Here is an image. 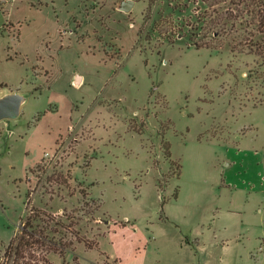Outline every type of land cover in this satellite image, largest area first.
Here are the masks:
<instances>
[{"label": "rangeland", "instance_id": "1", "mask_svg": "<svg viewBox=\"0 0 264 264\" xmlns=\"http://www.w3.org/2000/svg\"><path fill=\"white\" fill-rule=\"evenodd\" d=\"M235 9L0 3V91L27 95L0 120V263L34 206L96 242L51 264H264V62Z\"/></svg>", "mask_w": 264, "mask_h": 264}, {"label": "trees", "instance_id": "2", "mask_svg": "<svg viewBox=\"0 0 264 264\" xmlns=\"http://www.w3.org/2000/svg\"><path fill=\"white\" fill-rule=\"evenodd\" d=\"M202 1L215 3L219 0ZM229 1L235 4L236 12L235 14L231 12L230 16L226 17L229 19L240 17L245 26L242 37V46L246 48L244 50L253 53L258 61L264 62V0ZM234 44H231L232 50L236 48ZM162 146L164 155L170 159L169 142L163 140ZM163 201L165 200L163 199ZM27 210L28 213L22 220L18 232L5 246L3 260L0 264H51L49 254H64L73 246L74 240L84 242L89 248L96 245V242L85 240L78 234L69 237L67 233H63L59 226H64L56 220V215L53 213L34 206H30Z\"/></svg>", "mask_w": 264, "mask_h": 264}, {"label": "water", "instance_id": "3", "mask_svg": "<svg viewBox=\"0 0 264 264\" xmlns=\"http://www.w3.org/2000/svg\"><path fill=\"white\" fill-rule=\"evenodd\" d=\"M5 0H0V3ZM134 0H119V8L123 11H131ZM76 75L75 83H78ZM27 95L21 91L4 89L0 91V120L4 118H15L19 115L22 105L26 102Z\"/></svg>", "mask_w": 264, "mask_h": 264}, {"label": "crops", "instance_id": "4", "mask_svg": "<svg viewBox=\"0 0 264 264\" xmlns=\"http://www.w3.org/2000/svg\"><path fill=\"white\" fill-rule=\"evenodd\" d=\"M224 181V183L223 184H226V185H228V186H230L231 184L230 183H228V182H226V179L225 180H223ZM227 214H234L235 213V210L234 209H232V208H229V207H227V208H224L223 209ZM214 233V232H213ZM197 240V239H196ZM210 262H208L207 260H206V262H204L203 264H209ZM211 264V263H210ZM222 264H224V263H222ZM227 264H229V263H227ZM235 264V263H234Z\"/></svg>", "mask_w": 264, "mask_h": 264}, {"label": "built area", "instance_id": "5", "mask_svg": "<svg viewBox=\"0 0 264 264\" xmlns=\"http://www.w3.org/2000/svg\"><path fill=\"white\" fill-rule=\"evenodd\" d=\"M264 238V237H263Z\"/></svg>", "mask_w": 264, "mask_h": 264}]
</instances>
